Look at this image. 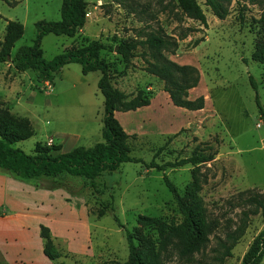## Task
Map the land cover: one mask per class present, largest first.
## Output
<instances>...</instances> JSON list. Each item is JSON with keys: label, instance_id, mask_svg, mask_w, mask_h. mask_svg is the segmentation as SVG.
I'll list each match as a JSON object with an SVG mask.
<instances>
[{"label": "rangeland", "instance_id": "374dc122", "mask_svg": "<svg viewBox=\"0 0 264 264\" xmlns=\"http://www.w3.org/2000/svg\"><path fill=\"white\" fill-rule=\"evenodd\" d=\"M12 1L0 0V41L5 19H16L23 26L11 51L31 43L35 20L58 19L60 4V0ZM85 1V21L72 36L49 32L41 37L45 58L90 39L115 45L132 37L137 27L160 25L177 39V47L168 56L198 68V86L192 93L200 91L203 107L186 112L172 104L162 80L142 68L139 55L124 62L115 50L101 49V56L109 62L111 82L128 94L126 98L141 88L149 100L159 92L167 101L155 95L151 103L122 115L121 122L118 114L117 120L128 131L129 154L142 161H123L110 173L94 177L95 191L89 184L83 186L79 176L41 178V184L53 185L52 195L36 202L28 197L24 210L29 231L37 222L48 227L50 249L57 253L53 264H135L128 254L126 231L136 243L144 239L145 243L138 245L155 252L159 264L207 260L217 246L216 236L224 237L239 221L240 209L247 207L236 193L250 190L264 198V121L255 102L257 93L264 110V62L250 56L257 44H264V0H228L222 17L214 15L204 0H196L205 14V25L182 13L176 0ZM98 75V70L82 73L80 64L71 61L50 79H41L35 70H17L9 60L0 62L1 105L28 118L32 128L30 136L12 145L30 153L36 142L59 144L58 150H66L101 140L103 98L96 85ZM209 151H214L211 159L195 164L157 169L143 163L151 158L163 163ZM163 173L179 192L194 175L196 185L190 189L210 229L200 251L185 256L177 252L184 229ZM103 202L106 206L99 214ZM139 215L158 222L138 220ZM246 221L223 264H239L262 226L259 211L250 213ZM169 228L176 234L162 249L159 242ZM258 264H264V255Z\"/></svg>", "mask_w": 264, "mask_h": 264}, {"label": "trees", "instance_id": "16d2710c", "mask_svg": "<svg viewBox=\"0 0 264 264\" xmlns=\"http://www.w3.org/2000/svg\"><path fill=\"white\" fill-rule=\"evenodd\" d=\"M13 4L12 0H4ZM228 0H204L212 13L222 17L226 13L224 2ZM253 2L254 0H249ZM179 10L197 19L203 25L206 24L205 14L196 0H176ZM59 18L55 20L39 18L34 21L35 33L29 44H20L13 51L11 47L14 41L21 36L22 23L16 19H5L4 32L0 41V61L9 60L17 70L30 68L36 71L41 79H50L52 75L63 64L74 61L80 64V70L85 73L89 70H98L99 75L96 85L102 94V139L91 145H74L67 150H58L59 144H46L36 142L32 152L27 153L21 148L12 145L14 141L24 139L32 134V128L28 118L13 114L1 105L0 102V169L12 177L31 183L35 186L51 188L53 185H43L39 182L41 178H60L65 175L79 176L82 185L93 186V178L103 172L110 173L118 168L123 161H142L140 157L129 154L126 142L128 133L122 128L117 118L113 115L116 109H134L137 106L147 104L148 96L143 89H136L135 93L128 95L115 86L110 80L109 62L104 59L101 49L115 50L121 59L127 62L131 56L139 55L143 69L162 80V89L168 94L170 101L177 107L197 109L203 106V95L199 94L193 98L187 96V89L195 86L199 80L198 68L191 63H180L171 59L168 54L173 53L177 47V39L166 33L160 25L141 26L135 29L132 37H127L113 45L99 39H90L77 46H71L45 58L42 54L40 39L49 32L54 34H66L72 36L85 21V0H60ZM264 18V16L262 17ZM184 34V33H183ZM181 34V36L183 35ZM139 47L138 51L137 48ZM252 59L264 62V44H257L251 51ZM251 85L256 89L252 76L248 75ZM255 102L258 107L259 117L264 121V110L255 93ZM162 145L155 151L160 150ZM51 150H56L52 152ZM214 151L207 153L193 152L174 161L157 163L152 158L143 162L146 166L163 169L166 165H177L189 162L195 164L209 160ZM162 179L166 187L171 191L181 214V225L184 229L182 240L177 246L179 255H190L200 251L208 241L209 225L204 221L202 210L195 193L190 186L196 185L194 179L182 192L163 173ZM189 186V187H188ZM95 191V187L92 188ZM236 198L247 207L240 209L239 221L236 225L225 232L224 237L216 236L217 246L214 253L207 260L197 259L193 264H223L224 258L231 254V247L238 237L243 233L250 213L260 212L262 226L251 238L246 249L242 253L239 264H258L264 255V198L257 192L242 190L236 193ZM240 204V202H236ZM106 206L103 202L98 209L102 214ZM138 220L155 221L147 216L139 215ZM174 229L169 228L162 236L159 244L165 249L171 236H175ZM39 235L43 238V252L52 259L57 253L50 249L51 240L48 227L39 224ZM134 236L126 231V242L130 259L135 264H159L157 254L148 248L138 244H144L145 240L134 241ZM0 264H10L0 261Z\"/></svg>", "mask_w": 264, "mask_h": 264}, {"label": "crops", "instance_id": "0c3cea01", "mask_svg": "<svg viewBox=\"0 0 264 264\" xmlns=\"http://www.w3.org/2000/svg\"><path fill=\"white\" fill-rule=\"evenodd\" d=\"M196 86H198V82L195 86L187 89L189 98H193L200 93L199 90L192 93ZM159 94L163 97L159 92L155 95ZM154 96L149 100L150 103L153 101ZM165 99L166 97H163V100L167 101ZM202 107L197 109L183 107V110L186 112L188 110L195 111ZM134 109H116L113 111V115L118 118L119 114V121L121 122L120 117L133 112ZM122 128L125 132H128L124 125H122ZM128 130L132 129L128 128ZM51 195L52 189L18 180L0 169V261L10 264H53V260L48 258L42 249L43 238L39 235L40 222L33 224L31 231H29L28 222H26L27 213L24 210L29 198L36 202L44 196Z\"/></svg>", "mask_w": 264, "mask_h": 264}, {"label": "built area", "instance_id": "2783aa9c", "mask_svg": "<svg viewBox=\"0 0 264 264\" xmlns=\"http://www.w3.org/2000/svg\"><path fill=\"white\" fill-rule=\"evenodd\" d=\"M85 15H86V12H85Z\"/></svg>", "mask_w": 264, "mask_h": 264}]
</instances>
